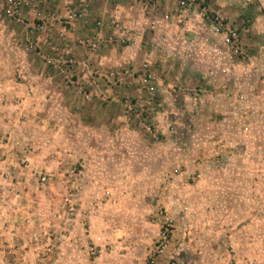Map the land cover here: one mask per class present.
Returning <instances> with one entry per match:
<instances>
[{"label":"rangeland","instance_id":"374dc122","mask_svg":"<svg viewBox=\"0 0 264 264\" xmlns=\"http://www.w3.org/2000/svg\"><path fill=\"white\" fill-rule=\"evenodd\" d=\"M203 2L221 23L215 33L199 9L175 5L164 12L155 6L152 14L161 27L152 31L142 23L146 29L138 39L120 37L118 22V33L110 29L114 19L105 25L113 31L105 37L117 36L107 46L116 41L130 51L154 48L156 60L172 63L149 67L159 84V107L147 104L149 95L138 91V67L95 68L61 48H38L36 34L58 25L39 29L44 15L30 16L27 8L17 24L0 11V264H145L163 228L169 241L159 264H264V0ZM144 3L147 9L140 13L149 10L151 3ZM69 10L83 14L71 27L86 21L87 6L67 8L62 15ZM165 13L174 19L164 20ZM94 26L104 27L97 20ZM227 29L236 30L240 54L219 42ZM87 40L80 43L84 54L103 50L90 51ZM219 48L226 53L220 60ZM66 59L76 62L74 73L84 63L87 70L80 69L92 80L118 68L133 72L121 84H106L122 94L117 103L150 157L131 167L127 178L95 182L91 192L80 189L73 215L60 212V200L70 187L66 169L80 168L69 159L73 151L55 145L53 134L56 123L68 117L48 113L52 104L40 99L53 92L83 98L85 85L77 82L79 93L52 67ZM137 94L146 99L143 108L170 121L156 141L128 115L126 105L136 104ZM64 135L68 138L69 131ZM58 158H65L61 166ZM44 174L50 179L41 187L38 177ZM47 236L50 252L42 255Z\"/></svg>","mask_w":264,"mask_h":264},{"label":"crops","instance_id":"0c3cea01","mask_svg":"<svg viewBox=\"0 0 264 264\" xmlns=\"http://www.w3.org/2000/svg\"><path fill=\"white\" fill-rule=\"evenodd\" d=\"M39 2L40 0H35V5L28 9V15H36L40 18V15L42 17L47 13H54L60 16L67 8L75 9L87 6V17L85 22H80L74 27L58 25L46 33L36 34L35 39L38 48H61L63 52L77 57V62L85 61L90 64V67L102 69L115 63L124 65L130 63L138 68L140 63H146L149 67L150 65L151 67L152 65L157 67L158 61L160 68H166L167 65L172 64L166 62L162 57V59L156 60L157 56L154 53L157 49L133 48L130 51L127 49L128 47H122L116 41H114V44L107 46V49H103L94 55L84 54L80 49L83 48L80 45L82 40L105 37L113 32L105 27L112 19L122 27V32L119 33L120 37H134L133 33L137 31L144 33L146 28L142 23L149 25L154 31V29L161 27V21L156 14H152V10H155L154 7L156 6L158 11H171L175 5L171 0H162V2L159 0L160 3L150 2L149 10L141 13L138 10L147 9L148 6L144 2L149 4L146 0H53L46 6L39 4ZM36 6L40 8L39 13L32 11ZM164 16H170V20L174 19L167 13ZM181 17L183 15L178 16L176 21L178 22ZM96 20L103 22L104 27L94 26ZM28 27H30V23ZM28 31L30 33L31 28H28ZM47 40L51 41L50 46L47 45ZM218 40L221 42L222 37L219 36ZM159 49L161 52L167 50L166 48ZM218 54L220 60L224 58L223 56L226 53L222 51V48H219ZM138 60H141V62H138ZM172 62L174 63L173 60ZM182 66L185 67V62ZM75 69L78 82L86 87L87 99L84 97L81 99L76 93L73 95L56 92L45 94L40 99L47 104H52L53 107L47 109L48 113L53 115L55 112H59L62 113L61 116L68 117L67 120H61L54 126L55 145L60 149H69L74 152L69 159L81 166L79 174L80 189L82 192H91L96 188L95 182H110L131 176L128 174L130 168L141 166L142 162L150 157L146 144L136 137L137 134L127 123V116L123 113V108L117 103L120 95H122L120 91L119 94L111 92L104 78L87 79L79 65ZM101 74L105 76V73ZM158 85L157 82L154 85L153 100L155 96L159 95L156 89ZM144 98L141 94L136 95L139 102L146 100ZM158 99L159 97H155L156 103ZM150 117L157 124L155 127L160 136L168 132L170 121L158 112H151ZM66 131H69L68 138L64 135ZM58 159H61V162H55L61 166L65 158ZM56 164H54V168ZM139 175L141 177L142 174ZM232 236L234 234H231Z\"/></svg>","mask_w":264,"mask_h":264},{"label":"built area","instance_id":"2783aa9c","mask_svg":"<svg viewBox=\"0 0 264 264\" xmlns=\"http://www.w3.org/2000/svg\"><path fill=\"white\" fill-rule=\"evenodd\" d=\"M159 0H148V2H158ZM174 2L175 6L178 10H189V9H199L200 17L207 22L208 28L211 32L215 33L218 29H221V23L217 16L211 14L208 12L207 8L204 6L203 0H171ZM48 0H40L39 4H45ZM35 5V0H0V11L3 14L7 20L14 22V23H23V16H22V10L23 9H29ZM83 17V14H79L74 10H69L65 14H63L60 17L46 14L44 15L40 20L42 21L41 26H39V29H44L48 27H52L55 25H73L75 22H77L80 18ZM164 19H167V16L163 17ZM99 26V24H96ZM109 28L112 29L114 32L116 31L118 33L119 25L115 20H112L109 24ZM134 38L138 39L140 37V32H135L133 34ZM115 38V34L113 36L108 37H94L86 41L85 46L86 48H89L90 51H97L99 49H104L110 42L112 41V38ZM135 42V41H134ZM222 43L226 46H229V50L233 55L240 54V50L238 48V34L235 29H227V32L222 37ZM135 44V43H133ZM215 51V50H214ZM216 52V51H215ZM60 65L63 66L60 68ZM76 65V62L72 59H66L63 61H55L52 63V67L59 72V75H61L64 79V82L69 85L70 87H78V81L74 73L73 67ZM81 69H86L87 67L84 63L80 64ZM134 73L137 75V81H138V91L149 95L146 101L147 104H151V101H153V105L155 107H159L158 103H155L152 99L153 97V91H154V85L156 83L155 76L151 72L148 64L143 63ZM221 73H224V70L221 71ZM91 74L99 75L96 71L88 72L87 76ZM133 72H131L128 68H118L112 71H109L108 74L103 76L104 80L108 84H121L124 79L131 77ZM100 77V76H99ZM76 78V80H75ZM81 88L78 87V92L81 93ZM83 97L85 99L88 98V94L83 92ZM139 102V101H138ZM136 102V104L132 106L127 107L128 115L133 118L134 125L142 131L145 135L150 137L152 140L156 141L158 138V131L155 127L150 114L151 111L145 107L143 108V101ZM146 103V102H145ZM150 111V112H149ZM78 167L81 169V166L78 164ZM80 169H75L73 167H68L65 171V180L69 184L68 192L61 198L60 200V207L59 210L62 214L66 215H73L74 214V203L73 200L76 199L77 195L79 194L80 186H79V174ZM50 179V175H40L38 177V184L41 187H44L47 182ZM104 196L110 197L109 191H105ZM88 204V203H87ZM170 222V220H169ZM166 227H171L168 223H164ZM45 235V234H44ZM45 242L47 244L46 247L43 249V254L46 255V253L50 252V249L48 247V241L49 237L47 236L45 238ZM168 234L167 229L163 228L161 232H159L157 240L153 246L152 249L148 252L146 263L145 264H159L158 258L165 250L167 244H168ZM89 251L91 254L94 253V250L92 247L89 248Z\"/></svg>","mask_w":264,"mask_h":264}]
</instances>
